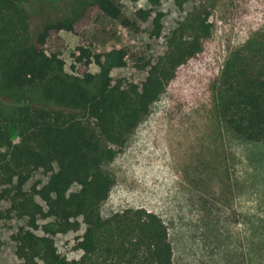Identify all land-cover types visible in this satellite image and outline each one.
<instances>
[{
  "label": "trees",
  "instance_id": "1",
  "mask_svg": "<svg viewBox=\"0 0 264 264\" xmlns=\"http://www.w3.org/2000/svg\"><path fill=\"white\" fill-rule=\"evenodd\" d=\"M149 1L157 5L160 0ZM15 7L12 0H0V220H25L13 236L16 264H174L169 230L158 214L127 208L102 215L115 184L104 166L150 115L178 68L203 50L212 35L210 14L174 30L166 52L147 63L148 75L138 85L115 80L112 67L87 47L77 48L76 75L46 49L60 32L78 35L95 10L121 20L116 0H92L72 16L47 20L38 28L24 24L15 29L1 19ZM136 17L147 21L151 11L139 10ZM162 17L156 12L152 18L154 37L161 35ZM122 23L135 25L129 19ZM126 56L125 49L119 50L116 65L126 66ZM93 63L101 67L99 74L88 71ZM245 66L236 55L225 67L221 115L236 135L264 142V76ZM31 90L39 91V101L27 96ZM37 172L46 181L28 189ZM81 221L85 229L76 248L83 255L70 261L58 252L54 237L79 230Z\"/></svg>",
  "mask_w": 264,
  "mask_h": 264
},
{
  "label": "rangeland",
  "instance_id": "2",
  "mask_svg": "<svg viewBox=\"0 0 264 264\" xmlns=\"http://www.w3.org/2000/svg\"><path fill=\"white\" fill-rule=\"evenodd\" d=\"M15 10L4 12L16 28H38L47 20L70 17L92 0H12ZM126 26L95 10L78 35L60 32L47 41L48 54H58L72 74L77 48L87 47L111 66L115 80L140 85L167 50L174 30L195 16L210 14L212 35L203 50L177 70L151 113L130 135L126 146L104 169L115 184L101 206L108 217L127 208H145L166 223L174 264H264V142L248 141L228 128L219 101L225 67L236 55L245 69L264 76V0H116ZM151 11L149 20L136 17ZM163 13L159 37L152 36V18ZM188 35V34H187ZM127 51V65H116L118 52ZM99 74L95 63L88 68ZM39 101L38 90L26 93ZM35 173L28 184L46 181ZM4 204V209L10 207ZM25 220H0V264H16L13 236ZM85 225L54 237L58 252L79 260L77 239Z\"/></svg>",
  "mask_w": 264,
  "mask_h": 264
}]
</instances>
